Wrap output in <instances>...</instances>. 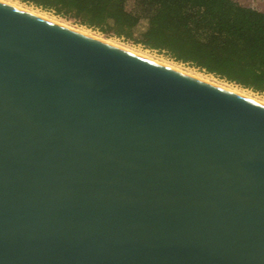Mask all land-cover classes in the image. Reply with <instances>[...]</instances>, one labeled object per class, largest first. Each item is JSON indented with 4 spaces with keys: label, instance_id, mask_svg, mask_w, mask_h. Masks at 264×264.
Wrapping results in <instances>:
<instances>
[{
    "label": "water",
    "instance_id": "1",
    "mask_svg": "<svg viewBox=\"0 0 264 264\" xmlns=\"http://www.w3.org/2000/svg\"><path fill=\"white\" fill-rule=\"evenodd\" d=\"M0 264H264V104L0 1Z\"/></svg>",
    "mask_w": 264,
    "mask_h": 264
},
{
    "label": "trees",
    "instance_id": "2",
    "mask_svg": "<svg viewBox=\"0 0 264 264\" xmlns=\"http://www.w3.org/2000/svg\"><path fill=\"white\" fill-rule=\"evenodd\" d=\"M264 94V11L236 0H21Z\"/></svg>",
    "mask_w": 264,
    "mask_h": 264
},
{
    "label": "rangeland",
    "instance_id": "3",
    "mask_svg": "<svg viewBox=\"0 0 264 264\" xmlns=\"http://www.w3.org/2000/svg\"><path fill=\"white\" fill-rule=\"evenodd\" d=\"M8 1H10V2H12V3H14V4L18 5V6H22L24 8H27L29 10H31V9L34 10L35 9L36 10V11L34 10L35 12H38V13L42 12V14H44L45 16H47L49 18L61 20L62 22L67 23V24L72 25V26H75L77 28H81V29L83 28L84 30L88 31L89 33H91L93 35H97V36H100L102 38H105V39H108L110 41H113V42H115V43H117L119 45L126 46V47H128V48H130V49H132L134 51H137V52H140L142 54H145V55H147L149 57H152V58H154L156 60L158 59V61H162V62H165V63L172 64V65H174V66H176V67H178L180 69H183V70H185L187 72H190V73H193V74H197L198 73L202 77H205L207 79L216 81V83H219V84H222V85H226V86H230L231 85L234 88L236 87V89L242 90L244 92L247 91V94L250 93L249 95L264 101V94L261 93V92L253 91L251 89L241 87V86H239L237 84L230 83L228 81H225L222 78H219V77H217V76H215L213 74L205 72L204 70H201V69H199L197 67H194L191 64H187V63H184V62H181V61L174 60L173 58L169 57L163 51H158L157 49H150V48L144 47L140 43H134L132 41L126 40V39L121 38V37H116L114 35L107 36V35L101 33L100 31H98L96 29H92V28L86 27L84 25H80V24L74 22L71 19H67L65 17H62L61 15L55 14L53 11L41 9L39 7H36V6L32 5V4L22 2L21 0H8ZM14 1H16V2H14ZM236 1L239 2L240 4H243V5H246V6H251L253 8H256V9L264 11V0H236Z\"/></svg>",
    "mask_w": 264,
    "mask_h": 264
},
{
    "label": "bare ground",
    "instance_id": "4",
    "mask_svg": "<svg viewBox=\"0 0 264 264\" xmlns=\"http://www.w3.org/2000/svg\"><path fill=\"white\" fill-rule=\"evenodd\" d=\"M0 1L5 2V3H8V4H10V5H13V6L17 7V8L24 9L25 11H28V12H30V13H33V14L39 15V16H41V17H44V18L49 19V20H51V21H54V22H56V23H59V24L65 25V26H67V27H70V28L75 29V30H77V31H80V32H82V33H85V34L91 35V36L96 37V38H98V39H100V40L107 41V42H109V43H111V44H113V45H116L117 47H120V48L126 49V50L131 51V52H133V53H135V54H138V55H140V56H143V57H145V58H148V59H151V60H154V61H158V59L156 60V59H154V58H152V57H149V56H147V55H145V54H142V53H140V52L134 51V50H132V49L126 47V46L119 45V44H117V43H115V42H113V41H110V40H108V39L102 38V37L97 36V35H93V34L89 33L88 31L84 30L83 28H82V29H81V28H77V27H75V26H72V25H69V24H67V23L62 22L61 20L49 18V17L45 16L44 14H42V12H41V13L35 12L36 10H35L34 8H33V9H34L35 11L32 10V9L29 10V9L24 8V7H22V6H18V5L14 4V3H12V2H10V1H8V0H0ZM14 2H16V1H14ZM22 4H23V3H22ZM27 7H28V6H27ZM37 10H38V9H37ZM43 12H44V11H43ZM87 30H88V29H87ZM147 54H148V53H147ZM158 62H159V63H162V64H165V65H168L169 67H172V68H174V69H177V70H179V71H181V72H184V73H187V74L192 75V76H194V77H197V78H199V79H202V80L208 81V82H210V83H212V84L218 85V86H220V87H223V88H225V89H228V90H230V91H233V92H235V93L241 94V95H243V96H246V97L251 98V99H253V100L257 101V102H260V103L264 104V101H263V100H260V99H258V98H255V97L249 95L250 93L247 94V91L244 92V91H242V90L236 89V87H235V88L232 87L231 85H230V86H226V85H222V84L216 83V81H213V80H210V79H207V78H205V77L200 76L197 72H196L197 74H193V73L187 72V71H185V70H183V69H180V68H178V67H176V66H174V65H172V64L165 63V62H162V61H158ZM225 84H226V83H225ZM227 85H228V84H227ZM243 90H244V89H243Z\"/></svg>",
    "mask_w": 264,
    "mask_h": 264
}]
</instances>
